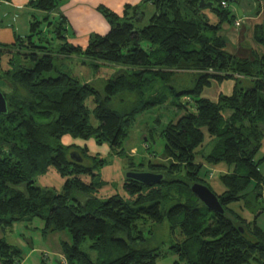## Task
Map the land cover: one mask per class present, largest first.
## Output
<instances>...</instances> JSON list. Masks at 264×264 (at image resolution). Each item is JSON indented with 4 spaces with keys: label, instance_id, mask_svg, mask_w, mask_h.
Segmentation results:
<instances>
[{
    "label": "trees",
    "instance_id": "obj_1",
    "mask_svg": "<svg viewBox=\"0 0 264 264\" xmlns=\"http://www.w3.org/2000/svg\"><path fill=\"white\" fill-rule=\"evenodd\" d=\"M63 1H32L30 7L45 15L31 16L28 34L14 44H0V91L7 100V112L0 115V228L37 218L43 235L66 232L70 242L59 244L63 262L54 264H156L165 254L135 247L136 239L145 241L137 223L165 221L181 237L169 247L178 257L175 264H264V231L256 224L264 213V175L258 170L264 156L255 160L264 137V18L252 33L259 51L238 57L226 50L220 35L222 24L231 25L236 16L221 7L226 0H205L213 3L216 24L198 8L200 0H142L125 5L121 15L99 7L109 30L91 34L80 47L67 41V20L58 13ZM51 14H59L55 24ZM146 14L148 24L140 27ZM76 55L84 57L94 79L105 80L103 96L91 83L57 67V61ZM188 72L194 73L189 89L171 85L175 74ZM226 81L233 82L229 95L219 94L215 102L202 97L213 82ZM130 96L134 100L125 106ZM88 99L96 126L89 122ZM167 104L184 113L160 131L163 162L147 165V172L163 175L162 182L146 186L124 178L129 199L112 195L100 200L96 193L103 184L95 183L94 168L105 160L89 156L86 147L64 145L62 138H93L108 144L112 155L126 156L122 144L136 117ZM206 135L213 145L203 155L197 149ZM72 152L80 163L70 158ZM196 155L203 162L196 163ZM126 158L129 169L137 171ZM205 164L231 169L218 175L224 187L220 195L206 185L223 214L209 211L190 191L194 183L204 184L200 173L207 174ZM49 169L65 178L59 193L36 185ZM181 173L186 182L168 178ZM175 183L183 184L175 189L183 202H171ZM238 202L253 214L252 222L230 209ZM87 240L95 260L80 249ZM21 253L0 238V264H21ZM40 262L48 263L44 258Z\"/></svg>",
    "mask_w": 264,
    "mask_h": 264
},
{
    "label": "rangeland",
    "instance_id": "obj_2",
    "mask_svg": "<svg viewBox=\"0 0 264 264\" xmlns=\"http://www.w3.org/2000/svg\"><path fill=\"white\" fill-rule=\"evenodd\" d=\"M227 7L229 9L231 7L236 8L237 6L235 3H231ZM204 10L209 20V23L216 24L217 18L215 14L211 12L210 8H204ZM100 16L104 19V17L101 14ZM58 17L59 14H55V15L51 14L50 21H53V24H55L54 21H56ZM148 20L149 17L146 14L144 20L139 24V26L143 27L147 25ZM94 23L95 20H92L90 22V25L86 27V30H88V28L94 27L95 26ZM66 24L69 27L68 21L66 22ZM223 26L225 28L230 27V25L227 23L222 24V28ZM241 30H239L238 32L239 37L236 40L234 39V36H232V41L235 44L236 48H232V47L230 48L238 56H247L249 53V51L247 50L248 46L255 48L258 47L252 40L251 27L246 28L245 30L243 29ZM226 32L227 31L224 30L222 32V35L227 37ZM67 41H69L70 44H73L72 41H74V37L73 35H71V28H70V33L69 34L67 33ZM83 62H85L84 57L76 55L71 57H65L62 60L57 61L56 65L60 71L67 73L73 77H76L80 82L91 83L94 86V88H96V90L99 93H101L103 96L104 95L103 90L106 83L105 80L102 77L94 79V76L92 75L91 72V67L87 63L83 64ZM2 66L3 67L6 66V60L4 57L2 58ZM193 81H194V73L192 72L177 73L174 75L171 81V85L174 86L177 90H184V89H189L192 86ZM232 84L233 83L231 82H225L220 86L213 85L210 88H205L203 92V96L206 97V99L213 101L215 99L214 95L218 90L222 91L223 94H226L228 87H230ZM0 88L4 89L2 86H0ZM229 90L230 91L228 92V94L231 92V89ZM5 92L7 93L8 91L6 90ZM133 100L134 97L131 96L127 97L126 103L124 105L126 106L129 102L131 103ZM181 101H186V100L182 99ZM192 104L193 103L191 102L189 106H191ZM86 105L90 111L89 122L92 125L96 126L97 120L92 115V109L94 107V104L91 101V99H88L86 101ZM183 113H184L183 110L178 111L175 107H171L167 104L163 106H156L150 108L149 110L143 112L142 114L136 117L134 123L130 128L128 136L126 137V139L123 141L122 144L124 155L130 157L135 164V166L133 167V170H137L135 172H147L148 162H151L153 164H158L163 162L162 151H163L164 142L159 135L160 131L162 130L163 126L167 124V122H169L170 120L177 119ZM75 143H77L79 147L82 148L86 147L87 148L86 153L89 156H96L97 158L105 160V164L102 167H99L98 170L94 168L95 169L94 172L97 174V177L95 178L96 179L95 183L103 184V187L99 189L98 192L96 193L97 197L100 200H104L112 195H118L121 198L129 199L123 188L125 174L131 171V169H129L126 156L112 155L108 144H97L93 140V138H89L86 140L80 139V142L76 141ZM212 145H213V141H211V139L206 135L202 146L197 149V152L203 149L202 154L206 155L210 152ZM133 148L138 150L137 154L136 151H133L132 152L133 154L130 153V150ZM263 156H264V137L261 142V147L259 148L258 153L255 156V160H259ZM195 162L197 163L203 161L202 158L196 155ZM140 163L143 164L142 167L139 166ZM204 166H206L205 172L207 171V174L204 173L203 170L200 173V177L204 180V184L208 186L211 180H213L214 183H217V185H219L224 189V187L218 181L217 176L220 173L218 172L216 173L215 171H213L212 172L213 176L209 178V174H211L210 170H213V168H211V166H208L206 164ZM258 170L262 174H264V160H262V162L259 164ZM216 174L218 175L216 176ZM168 178H172L174 180H180L182 183L186 182V178H184L183 173L175 174L173 176H168ZM82 179L86 182L89 181L88 178L85 179L84 177H82ZM64 181L65 178L59 176L53 169H49V171L45 175L38 176L36 178V185L41 188L52 190L55 193H59ZM182 183H175L171 185L173 189H171L170 197L175 196L174 200L171 202H176V201L183 202L182 199L177 197V193L175 190L177 189V187H183ZM75 197L78 200H83L84 198L81 194H75ZM240 204L241 203L231 204L230 208L234 210L236 205H240ZM261 205L264 206L263 201ZM244 209L249 211L247 208ZM261 215L259 217H261ZM252 220L253 219L251 218L250 222H252ZM42 226H43L42 221L37 218L33 219L31 223H15L10 228H6L4 230L0 228V238L3 237L9 244L18 247L21 250L22 260H24L23 264H41L40 262L41 258H44V260L48 262L47 264H54V262L57 259L63 262V256L61 255L59 244L61 242H70V237L66 232L43 235L41 233ZM257 226L264 231V216L258 219ZM137 231L142 235L145 241L141 242L138 239H136L137 242V245L135 246L136 248H141V247H146L150 249L158 248L161 253L165 254L163 255V257L157 260L156 264H174V262L178 261V257L171 253L169 247L175 243H178L181 240V237L178 231L171 232L165 221L159 225H155L151 222H144V221L137 223ZM135 235L136 233L133 236ZM118 236L124 239L127 238L126 235H122V234H119ZM90 243L91 242L87 240L86 242L80 245V249L83 252H85L92 260H95V253L89 249ZM178 264H183V262H178Z\"/></svg>",
    "mask_w": 264,
    "mask_h": 264
},
{
    "label": "crops",
    "instance_id": "obj_3",
    "mask_svg": "<svg viewBox=\"0 0 264 264\" xmlns=\"http://www.w3.org/2000/svg\"><path fill=\"white\" fill-rule=\"evenodd\" d=\"M32 1L34 0H0V44L3 45L14 44L16 38H21L28 34V26L31 16L41 17L45 15V13L34 10L30 7V3ZM141 1L142 0H64L62 6L59 9L60 10L59 13L62 14L69 23L68 34L70 33V28H71V35H73L74 37V41H72L73 42L72 45L85 47L88 38L91 34L105 35L106 32L109 30V26L107 22L100 16L98 12L99 7H104L117 15H121L125 5L134 6V5H138ZM236 1L237 2L235 4L237 7L229 8L231 13L236 15L234 22L230 25V27L225 28L223 26L224 29L222 28L223 30L220 32V35L223 36L222 32L224 30L227 31L226 33L228 38L226 36H223L227 41L226 50L234 55H236V53L233 52V50H231L230 48V47L236 48L235 44L232 41V36H234V39L236 40L239 37L238 34L239 30L241 29L245 30L246 28H250V27L253 33V27L256 24L262 23L264 18V0H236ZM227 6L225 8H228ZM146 8L148 12L149 11L152 12V6L149 5V3L146 5ZM90 20L91 21L95 20L94 23L95 26L92 28H88V30H86V27L90 25L91 22ZM251 49L259 51L258 48L249 47V46L247 47V50L249 52ZM248 56L249 53L247 56H238V57H248ZM226 82L233 83L232 81H226ZM222 84H217L213 82L210 87H212L213 85L220 86ZM232 87L233 84L230 87H228L227 93L224 95H229L231 93L230 92L228 94V92L230 91L229 89L232 90ZM203 92H202V97L206 98L203 96ZM219 94H223V92L218 90L214 95L215 99L213 100V102L217 100ZM76 141L80 142V139H72L70 136H64L62 138V142L64 145H75L79 149L82 148L79 147L77 143H75ZM133 151H136V154L138 153V150H136L135 148L131 149L130 153L133 154L132 153ZM211 168H213V170H210L211 174H209V178L213 176L212 175L213 171L221 174L228 173L231 171L230 168H228L223 164L211 166ZM217 175L218 174H216V176ZM209 187L217 195H220L221 193L224 192V189L219 185H217V183H214L213 180H211V182L209 183ZM238 203L241 204L236 205L235 209L232 210L235 211L242 218H244L246 221H250L251 218L253 219L254 217L253 214H251L249 211L244 209L243 203L242 202H238ZM238 203H234V204H238ZM263 214L261 215V217L264 216ZM261 217L257 218L256 224L258 219ZM23 262L24 260H22L21 264H23Z\"/></svg>",
    "mask_w": 264,
    "mask_h": 264
},
{
    "label": "water",
    "instance_id": "obj_4",
    "mask_svg": "<svg viewBox=\"0 0 264 264\" xmlns=\"http://www.w3.org/2000/svg\"><path fill=\"white\" fill-rule=\"evenodd\" d=\"M228 4L236 3V0H226ZM213 3L205 0H200L198 4L199 9L211 8ZM240 15V13H239ZM7 112L6 94L0 91V115ZM70 158L77 163L82 159L76 152L70 154ZM126 179L137 181L143 185H156L162 182L163 175L153 172H135L129 171L125 174ZM191 193L209 210L214 213L223 214L224 210L219 203L218 197L211 191L209 187L202 183H194L190 187Z\"/></svg>",
    "mask_w": 264,
    "mask_h": 264
},
{
    "label": "built area",
    "instance_id": "obj_5",
    "mask_svg": "<svg viewBox=\"0 0 264 264\" xmlns=\"http://www.w3.org/2000/svg\"><path fill=\"white\" fill-rule=\"evenodd\" d=\"M220 5L222 8H225L228 4L225 1H221Z\"/></svg>",
    "mask_w": 264,
    "mask_h": 264
}]
</instances>
